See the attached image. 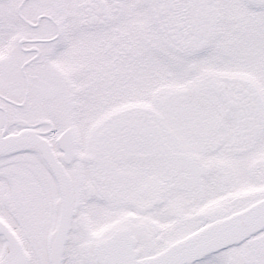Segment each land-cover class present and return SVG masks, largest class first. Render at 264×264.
Returning a JSON list of instances; mask_svg holds the SVG:
<instances>
[{
  "label": "snow or ice",
  "instance_id": "obj_1",
  "mask_svg": "<svg viewBox=\"0 0 264 264\" xmlns=\"http://www.w3.org/2000/svg\"><path fill=\"white\" fill-rule=\"evenodd\" d=\"M0 264H264V0H0Z\"/></svg>",
  "mask_w": 264,
  "mask_h": 264
}]
</instances>
